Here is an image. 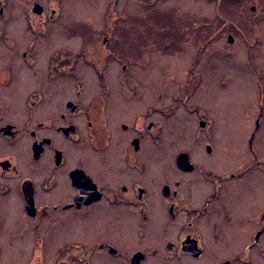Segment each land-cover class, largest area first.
Wrapping results in <instances>:
<instances>
[{
	"label": "flooded vegetation",
	"instance_id": "flooded-vegetation-1",
	"mask_svg": "<svg viewBox=\"0 0 264 264\" xmlns=\"http://www.w3.org/2000/svg\"><path fill=\"white\" fill-rule=\"evenodd\" d=\"M1 1L0 264H264V109L248 163L215 145L208 118L196 121L195 146L176 149L172 103H121L140 86L108 35L124 14L110 9L107 35L67 51L52 48L50 34L73 28L60 26L58 3L25 8L27 40ZM51 84L59 103L48 102Z\"/></svg>",
	"mask_w": 264,
	"mask_h": 264
},
{
	"label": "rangeland",
	"instance_id": "rangeland-1",
	"mask_svg": "<svg viewBox=\"0 0 264 264\" xmlns=\"http://www.w3.org/2000/svg\"><path fill=\"white\" fill-rule=\"evenodd\" d=\"M31 1L5 0L16 10L10 17L16 21L20 15L19 25L27 40L24 10ZM50 1L61 7L60 26L73 27V31L66 28L65 32L62 27V33L50 34L55 42L52 48L62 44L67 51L76 49L75 42L86 35H107L105 21L110 9L125 15L124 22L108 35L118 37L121 43L115 41L116 47L128 52L127 62L136 65L129 66L133 68L130 81L140 86L129 91L135 99L121 103H172L168 139L176 149L195 146L197 122L208 118L211 139L227 151L232 163L252 161L249 137L255 118L264 109V0ZM120 69L118 66L117 71ZM94 79L92 74V82ZM37 86L29 85L21 95ZM59 88L51 84L49 103L62 99ZM72 95L67 82L66 98ZM236 145L245 149V155L232 152ZM255 145L261 152L264 119ZM259 175L264 177V172Z\"/></svg>",
	"mask_w": 264,
	"mask_h": 264
},
{
	"label": "bare ground",
	"instance_id": "bare-ground-1",
	"mask_svg": "<svg viewBox=\"0 0 264 264\" xmlns=\"http://www.w3.org/2000/svg\"><path fill=\"white\" fill-rule=\"evenodd\" d=\"M19 13H20V11H19ZM20 23H21V22H20V15H19V17L17 18V20H16L15 22H13V28H14L15 31L18 30V25H19ZM13 201H14L15 204H17V202H18V198L15 197Z\"/></svg>",
	"mask_w": 264,
	"mask_h": 264
},
{
	"label": "water",
	"instance_id": "water-1",
	"mask_svg": "<svg viewBox=\"0 0 264 264\" xmlns=\"http://www.w3.org/2000/svg\"><path fill=\"white\" fill-rule=\"evenodd\" d=\"M229 41H230V42H232V41H233L232 37H229Z\"/></svg>",
	"mask_w": 264,
	"mask_h": 264
}]
</instances>
